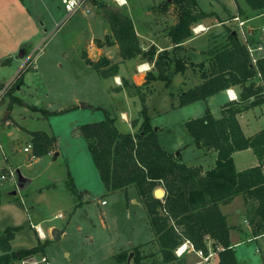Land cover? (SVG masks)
<instances>
[{"label":"rangeland","instance_id":"1","mask_svg":"<svg viewBox=\"0 0 264 264\" xmlns=\"http://www.w3.org/2000/svg\"><path fill=\"white\" fill-rule=\"evenodd\" d=\"M126 1L120 6L115 0H89V13L78 10L64 20L65 12L60 0H0V61L3 59L4 63L6 58L12 60L11 64L0 66V233L7 226H21L12 240V251L43 244V249L33 258L15 259L10 264H118L113 254L119 247L126 246L129 238L133 239L138 230V225H131V220L138 219V214H134L130 208L127 210V195L137 194L136 187L107 191L94 165L87 141L77 131V123L80 125L104 119V110L80 107L79 111L73 113L69 110L57 115H45L43 111L31 108L38 106L43 110L59 111L77 103L72 100L76 96L80 99L79 106L83 102L95 108H106L111 117H116V127L127 129L126 124L121 122L119 110L133 113L137 108L141 109L140 100H137L135 109L114 97L111 91L116 86V80L110 82L102 77L81 58V47L90 35L105 36L107 22L103 19L99 3L120 7L143 28L146 21L144 17H138L139 13L146 14V10L151 11V7H156L162 0ZM197 1L200 10L219 9L218 6H211L213 0ZM222 1L233 10L232 0ZM173 7L170 5L169 10L172 8L175 12ZM165 18L171 22L172 13L162 17L163 20ZM196 26L193 24L192 28ZM203 40L204 37H201L196 42ZM24 46L34 49L31 58L25 59L19 68L22 60L18 55ZM21 70L24 86L16 85L9 92V86H12ZM137 82L141 83L140 78ZM154 85L153 93L149 94L148 89L144 92L149 97L146 101L148 113L153 128H157L159 142L175 155L182 152L184 160L192 164L200 151L192 143L184 122L189 115L202 109L205 103L198 102L193 107L183 109L173 107L169 91L163 83ZM133 89L130 91L135 94L136 90ZM13 96L20 102L11 103ZM140 109L128 115V123L139 115ZM6 112L10 116L8 122L4 123ZM136 129L134 127L133 131ZM35 130L56 135L60 154L34 158L32 148L30 152L24 151L23 147L30 142L28 132ZM181 147L182 150H179ZM213 165L209 163L205 167L208 169ZM11 169H18L23 177L28 178L27 186L18 182L17 174L16 180L10 178L8 171ZM2 174L6 175L5 179L1 178ZM73 186L75 190L86 189L87 193L81 191L79 194L74 190L76 195L70 194ZM103 199L105 205L101 204ZM72 201L78 205H72ZM36 225L46 235L41 242L37 239ZM52 228L64 230L66 234L55 238L51 233ZM247 238L242 241L240 251L250 253L254 246ZM42 256L47 262L41 259Z\"/></svg>","mask_w":264,"mask_h":264},{"label":"trees","instance_id":"2","mask_svg":"<svg viewBox=\"0 0 264 264\" xmlns=\"http://www.w3.org/2000/svg\"><path fill=\"white\" fill-rule=\"evenodd\" d=\"M244 1L257 15L264 13V0ZM170 5H174L176 23L167 28L166 34L174 46L172 51L159 52L153 45L147 50L142 49L134 23L123 9L105 4L100 6L103 18L109 24L111 37L106 35L103 42L97 39L96 44L116 43L122 59L140 55L153 62L156 72L149 71L146 74L143 84L146 89H149V83L156 80L163 81L169 87L173 75L187 68L183 58L171 54L181 48L183 41L193 36V24L210 15L198 8L197 0H162L157 8L159 12L165 13ZM239 12L245 14L241 9ZM226 29L228 42L209 50L208 66L205 62L192 65L200 68L202 82L177 94L176 106H183L204 100L232 85L241 87L238 100L222 106L221 117L214 118L207 109L203 115L184 122L196 147L205 152H216L212 167L203 170L200 165H188L182 161L181 155L164 149L157 137V128L151 124L146 104L147 93L140 92L139 87L131 86L126 81L123 86L128 91L134 87L141 101L139 115L131 123L132 127H137L134 133L121 132L115 125V119L105 109L104 119L77 126L78 133L87 141L105 189L117 191L126 190L129 186L136 187L159 245L162 258L158 263H169L177 259L174 251L184 241H189L194 250L207 253V241L211 240V248L217 253V264H240L230 240L231 226L220 209V205L231 203L236 196L241 195L244 199L247 219L254 233L264 231V127L246 136L236 117L237 113L249 106L264 102V87L254 80L255 77L264 80V56L258 58L256 66L253 65L245 44L231 28ZM83 58L102 77L118 71V65L110 64L105 56L94 61L83 53ZM22 72L9 86V92L16 85L22 84ZM252 97L253 100L246 103ZM10 102L20 100L13 96ZM31 108L43 111L45 115H57L72 109L48 111L38 106ZM29 134L34 156L46 155L54 149V135L40 130L30 131ZM247 148L253 150L258 164L238 171L233 153ZM158 186L165 190L162 198L153 195ZM71 191L75 192L74 186ZM20 228V225L7 226L0 233V264H10L15 259L34 256L43 249V244H38L12 251L10 241ZM132 251V264H141L139 246L133 247ZM128 254L123 251L114 257L118 263L128 264Z\"/></svg>","mask_w":264,"mask_h":264},{"label":"crops","instance_id":"3","mask_svg":"<svg viewBox=\"0 0 264 264\" xmlns=\"http://www.w3.org/2000/svg\"><path fill=\"white\" fill-rule=\"evenodd\" d=\"M59 1V0H58ZM116 1V0H115ZM234 8L231 11L229 6L226 4L225 1L222 0H213L211 2V6H218L219 9H211L209 11L202 10L204 12L210 13L209 16L202 18L199 22L195 24H201L204 27H206L205 31L199 32V33H194L193 36L190 38L186 39L181 43V48L177 49L175 52H172V56H177L181 57L184 59L185 64L187 68L182 72V73H176L173 75L171 84L169 87H166L163 81L156 80L152 81L151 83L148 84L149 87V94L154 92L155 85L158 82H162L164 88H166L169 91V97L171 99L173 107L176 108H186V107H193L197 105L198 102H204V107L197 111L194 115H189L188 119L191 118H196L204 114V112L209 109L210 112L212 113L214 118H219L222 116V106L224 104H227L232 101H237L239 97V93L241 91V87L239 85H232L228 87L227 89L220 91L212 96L207 97L204 100H198L193 103H189L187 105L183 106H176L177 105V94L181 91H185L191 87H194L195 85L199 84L202 82V79L200 77V68L193 67V64H198L200 62H205L206 67L208 66V58L210 57L209 50H211L214 46L216 45H222L228 42L227 37H226V28H231V30L234 31L235 24L234 22L230 21L231 18L237 14L239 15L242 19H246V25L250 27V40L253 43H257L261 45L264 48V33L259 29V27L264 26V22L262 21V18L264 17V13L262 14H256L254 10L250 9V7L246 4L244 0H232ZM53 2V1H52ZM61 2V0H60ZM117 2V1H116ZM127 3V1L125 0ZM119 3L117 2L120 6L126 4V3ZM198 4V1H197ZM101 6V5H100ZM199 8V5H198ZM239 9L244 11L245 14H240ZM155 11H145L146 14H140V18L144 17L146 24L143 28H140L137 24L133 16H130L133 23H134V28L136 31V34L138 36V39L140 41V44L142 46L143 50H147L149 46L153 45L156 47L157 52L163 51V50H169L172 51L174 44L171 42L170 38L166 34V30L169 26L174 25L176 23V15L174 10L171 8V10H168L165 13L159 12V9L154 7ZM142 12V9L139 10ZM172 13L173 15V20L171 22H167L166 18L163 20L162 17L164 16H169V14ZM250 16H248V14ZM101 16V15H100ZM162 16V17H161ZM104 19V18H103ZM105 20V19H104ZM106 21V20H105ZM107 22V21H106ZM235 32V31H234ZM109 35L111 37V31L109 24L107 22V28L105 32V36ZM105 36L97 37L90 35V37L85 40L84 45L81 47V58L85 62V59L83 58V53L87 55L88 58L91 60H98L100 57L105 56L110 64L116 63L118 65V71L115 74H112L107 78V80H110V82L113 80H116V86H114L113 91L111 93L116 97L117 99H121V101L126 102L128 106H133L137 107V100H140L139 96L137 95V92L135 91V94L133 91H130L134 87H132L129 91L126 89L123 84L124 81L128 82L129 85L131 86H137L140 88V92L146 91V87L143 86L145 82V77L146 74L151 71V72H156V69L154 67V63L151 61H147L145 58H142L140 55L131 58V59H122L119 55V48L116 43H112L110 45L108 44H103L101 46H98L96 44V40L99 39L100 41H104ZM204 37V40L202 42H196L199 38ZM238 39L242 42V39L240 38L239 35H237ZM243 43V42H242ZM244 44V43H243ZM34 49V48H33ZM33 49L29 48L28 46H24L20 49L18 57L20 60H22V64L19 68H21L24 64L25 59L28 60V58H31ZM32 50V51H31ZM114 50V51H113ZM29 51V54H28ZM110 51L112 53H110ZM116 53V56H115ZM258 53V52H257ZM22 54V55H21ZM40 53H37L36 56L40 55ZM94 54L96 56H94ZM260 55V53H258ZM27 55V57H25ZM118 55V56H117ZM261 56V55H260ZM3 62V59L0 61V66L6 65V64H11L12 60L11 58H6L5 62ZM85 64L89 67L91 65ZM145 64V65H143ZM145 66L142 70L140 66ZM193 65V66H192ZM18 68V67H17ZM18 68V69H19ZM92 68V67H91ZM138 76L141 79V83H138L136 77ZM119 78V79H118ZM254 80L257 83H260L264 87V80H260L259 77H255ZM12 81V80H11ZM24 79L22 81V85L24 84ZM1 84V82H0ZM21 85V86H22ZM24 86V85H23ZM19 88H17L18 90ZM135 89V88H134ZM133 89V90H134ZM162 90V88H159ZM264 89V88H263ZM108 90V88H107ZM173 98V99H172ZM72 100H76L77 103L72 104L68 107H71L72 109L70 110V113L77 112L80 109V106L78 104L79 102V97H74ZM149 100V97L146 99V101ZM253 100V97L248 100L246 103H249V101ZM209 101V103H208ZM141 103V101H140ZM147 104V103H146ZM244 104V103H243ZM148 106V105H147ZM67 107V108H68ZM65 109V108H64ZM89 109L93 110H98L101 109L103 110L102 107H92ZM107 110L106 108H104ZM140 109V108H139ZM138 108L133 112H138ZM149 109V107H148ZM63 110V109H60ZM59 110V111H60ZM49 111V110H48ZM55 111V110H53ZM57 111V110H56ZM109 113V111L107 110ZM120 113V119L121 122L126 124L127 129L125 130H120L121 132H131L133 133V128L131 123L127 121V117L131 111H126L124 109L119 110ZM126 114L127 117H124L123 114ZM132 113V114H133ZM10 113L6 112L5 117L3 119L4 123H7L9 120ZM111 116V115H110ZM237 120L240 124V127L243 131V133L246 136H251L255 133H257L259 130H261L264 127V102L261 104H257L254 106H249L247 109H244L237 113L236 115ZM114 119L116 117H113ZM102 120V119H100ZM2 122V123H3ZM95 122V121H94ZM79 124L77 123L76 126ZM116 125V124H115ZM129 129V130H128ZM30 132V131H29ZM28 132V133H29ZM29 135V134H28ZM50 135V134H49ZM56 137V143L54 146V149L50 151L48 154H53L55 156V152L57 151V143H58V137ZM31 137V136H30ZM29 137V140H30ZM31 145V142H29L26 146ZM23 147L24 148L26 147ZM32 148V145H31ZM182 150V147L179 149ZM200 153L196 155V157L188 164L187 161H185L182 157V152H180L181 159L183 162L187 163L188 165H193V164H200L203 167V170H207L205 165L212 163H215L216 159V152L211 151V152H205L203 149L198 148ZM60 152V151H59ZM57 151V155H59ZM56 155V156H57ZM34 158H39L35 157ZM233 159H234V164L235 168L239 171L251 166H255L258 164L257 158L255 154L253 153V150L251 148L243 149L240 151H236L233 153ZM208 161V162H207ZM18 170V169H17ZM263 173H264V164H263ZM70 174V173H69ZM72 179V178H71ZM29 180L26 177L24 181H22V186L23 184L27 186ZM24 186L23 188H25ZM76 187V186H75ZM75 190V188H74ZM76 193L81 192L82 190L76 189ZM85 194L87 193V190L85 189L82 191ZM76 195V193L70 191V194ZM80 194V193H79ZM128 194V193H127ZM1 197V194H0ZM104 200V199H103ZM102 201V200H101ZM81 204V203H79ZM102 204V203H101ZM106 204V203H105ZM102 204V205H105ZM72 205L77 206L78 203L72 201ZM129 208L134 212V214H138V219L131 220V225H138V230L135 231L133 239L129 238V241L127 242L126 246L119 247V249L113 254V257L123 251H127L128 258H127V263L132 264L133 263V251L132 248L135 246H139L141 250V264H207L205 261H203L195 252L194 249L191 248V245L187 243V249L182 255H177V259L174 261H171L169 263H158L162 256L159 251V245L155 241V235L154 232L151 228L148 214L146 211V207L144 205V202L140 195L134 192V194H128L127 195V210ZM220 209L223 214L227 216V220L229 225L231 226L230 229V240L232 245L234 246L235 253L237 260L240 264H264V240H255L249 243H253V252L252 250L250 253H245L243 251H240V247L243 245L242 241L247 238L251 237L253 235H257L262 233L261 231L259 233H254L251 225L248 222V216L246 213V206L244 204V199L243 197L236 196L234 200L226 205H220ZM140 215V217H139ZM58 216H61V214ZM141 223V224H140ZM18 226V225H14ZM39 225H36L37 229V239L38 242H41L44 238H46L45 232L43 231V234L39 233ZM53 232V228L51 229ZM59 230V235L61 234H66L64 230L58 229ZM18 232V231H16ZM15 232V234H16ZM51 232V233H52ZM264 232V231H263ZM15 236V235H14ZM66 236V235H65ZM14 238V237H13ZM12 240L10 241V245L13 249V243ZM186 242V241H184ZM208 243V252L211 248V240L207 241ZM35 245H38L35 244ZM33 245V246H35ZM21 249V248H20ZM213 250V249H212ZM33 258V256H32ZM45 258L44 256L41 257ZM115 258V257H114ZM117 261V260H116ZM45 262H47V259H45ZM218 262V257L217 253L215 251V254L210 258V263L211 264H217ZM118 263V262H117ZM120 264V263H118Z\"/></svg>","mask_w":264,"mask_h":264},{"label":"built area","instance_id":"4","mask_svg":"<svg viewBox=\"0 0 264 264\" xmlns=\"http://www.w3.org/2000/svg\"><path fill=\"white\" fill-rule=\"evenodd\" d=\"M116 1L119 3H122L119 0H116ZM88 2H89V0H61V4H62L63 10L65 12L64 20H66L67 18L72 16V14H74L78 10H81L82 12H85V13H89L90 8L88 6ZM124 2H125V0H124ZM231 21L234 22V24H235V28H234L235 33L240 36V38L242 39V42L245 44V46L248 50L251 63L256 66L258 58L264 56V48L261 45H259L257 43H253L250 40V36H249L250 27H248L246 25V22H247L246 19H242L239 15L235 14L231 18ZM204 28L205 29L202 31L206 30V27H204ZM259 29L264 33V26L259 27ZM194 30H195V28H192V31L194 33L202 32V31L196 32ZM257 52L260 53L261 56ZM28 59H30V57ZM262 93L264 94V89H263ZM30 150H31V145H28L24 148V151H26V152H30ZM32 157H34L33 154H32ZM8 175L10 176V178L16 180V171H14L13 169L8 171ZM1 178L5 179L6 175L2 174ZM101 203L105 204L106 201L102 200ZM39 233L41 234L40 230H39ZM259 239L264 240V232L257 234V235H253L251 237H248L247 241L252 242L255 240H259ZM187 243H189V241L183 242L181 245H179L175 249L174 252L177 255H182L187 249L186 248L185 250H183V247H187ZM189 244L191 245V248L193 249L192 244L191 243H189ZM195 252L207 264H211L210 258L215 254V251L212 249H210L209 252H207V253H204L201 250H195ZM43 260H45V258H43ZM25 263H28V262H25Z\"/></svg>","mask_w":264,"mask_h":264},{"label":"water","instance_id":"5","mask_svg":"<svg viewBox=\"0 0 264 264\" xmlns=\"http://www.w3.org/2000/svg\"><path fill=\"white\" fill-rule=\"evenodd\" d=\"M101 4L99 3L98 6H100ZM22 55V54H21ZM80 107L81 108H92L93 106H90V105H87L83 102L80 103ZM179 152L176 153V155H178ZM57 155V152H55V156ZM16 174H17V180L18 182L22 185V181H24L25 177H23L21 174H20V171L19 170H16ZM20 186V185H19ZM153 195L154 197L156 198H162L164 195H165V190L161 187H157L154 189L153 191ZM59 230L58 229H54L52 234L55 238L58 237L59 235Z\"/></svg>","mask_w":264,"mask_h":264},{"label":"bare ground","instance_id":"6","mask_svg":"<svg viewBox=\"0 0 264 264\" xmlns=\"http://www.w3.org/2000/svg\"><path fill=\"white\" fill-rule=\"evenodd\" d=\"M120 2H122V3H124V0H119ZM205 28H204V26L203 25H197L196 27H195V30L194 31H196V32H199V31H202V30H204ZM143 65H145V64H143ZM145 66H140V68H141V70L144 68ZM119 79V78H118ZM117 80V79H116ZM141 80V79H140ZM123 116L124 117H127V115L124 113L123 114ZM39 229H40V232H41V234H43V231L41 230V228L40 227H38Z\"/></svg>","mask_w":264,"mask_h":264},{"label":"clouds","instance_id":"7","mask_svg":"<svg viewBox=\"0 0 264 264\" xmlns=\"http://www.w3.org/2000/svg\"><path fill=\"white\" fill-rule=\"evenodd\" d=\"M187 247H183V250H185Z\"/></svg>","mask_w":264,"mask_h":264}]
</instances>
